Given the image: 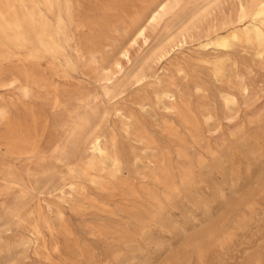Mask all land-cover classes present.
I'll use <instances>...</instances> for the list:
<instances>
[{
	"label": "rangeland",
	"instance_id": "374dc122",
	"mask_svg": "<svg viewBox=\"0 0 264 264\" xmlns=\"http://www.w3.org/2000/svg\"><path fill=\"white\" fill-rule=\"evenodd\" d=\"M11 1L28 41L0 32V108L17 122L45 113L50 126L30 159L6 143L0 116V264H264V50L205 47L253 0H181L151 24L162 0H26L37 21L63 15L57 52ZM34 63L47 80L31 97L5 85ZM96 134L108 141L103 166L74 162ZM66 182L77 187L61 192Z\"/></svg>",
	"mask_w": 264,
	"mask_h": 264
},
{
	"label": "bare ground",
	"instance_id": "6f19581e",
	"mask_svg": "<svg viewBox=\"0 0 264 264\" xmlns=\"http://www.w3.org/2000/svg\"><path fill=\"white\" fill-rule=\"evenodd\" d=\"M54 1L55 0H44V2L46 4H49V5H53ZM180 1L181 0H162L159 4H157L154 7V9L151 11V13L148 16L146 21L149 24L157 23L162 17H164V15H166L170 11V9L172 7H175V6L178 7L179 6L178 4L180 3ZM14 2L11 0H0V32H3L6 36H8V38L12 42L19 43L20 45L23 46L28 41V39H27L28 31L26 29V26L24 25V20H23L22 16L20 15V11L18 9V6ZM19 2H20V6H21L20 8L24 11V16L25 17L27 16V17L34 19L35 25L33 24V26L37 27V37L43 43L45 48L50 49V50H54L55 52L59 51L63 47V43L69 39L68 29H67L65 23L63 22V15L59 14L57 17V20L53 24H48V23H46L47 21L46 22H42L39 20L37 21V19H39V18L36 19L34 11L32 9H30V7L27 5L26 0H19ZM211 2H212V0L210 1V3ZM217 4H218V2H217ZM214 7H216V6H214ZM204 8H206V6ZM216 8L218 9L219 7L217 6ZM175 9H177V8L175 7L174 11H175ZM201 12H203V11H201ZM201 12H200V14L203 15V13H201ZM197 20H199V19L197 18ZM30 21H32V20L30 19ZM235 22L237 23V26H235L234 28H232L231 30H229L226 33H223V34L219 33V35H217L215 38L211 39L210 42H208L205 45V47L206 48L211 47V49L214 48L216 50H219L220 52H224L231 47V44L234 41L242 42V43H248V44H251L253 46H258L260 48L259 55L262 57L263 50H264V0H253L251 2V4H249L248 6H242L238 15H237ZM192 23L194 24V21ZM192 25H191V27H192ZM186 30H189V26H188V29H186ZM186 30H184V31H186ZM135 31H136L135 32L136 38H143L144 41H148V37L146 35V33H147L146 25L137 26ZM181 34H183V32ZM178 36L176 38H179ZM207 37H208V35H207ZM183 38H184V36H183ZM175 48H177V47H175ZM2 52L3 51H1V53ZM29 53L30 54L28 56H30L31 58L35 57L36 53L33 50H30ZM157 54H159V53L157 52ZM124 56L129 58V53L128 52L124 53ZM35 58H37V57H35ZM3 59H5V56L3 57ZM26 60H28V59H26ZM23 65L24 66H22L19 69L18 74L15 75L14 77H12L10 80H8L5 83V85L8 86L9 88L19 89L20 92L22 93V95L25 98H28V97L32 96L35 88L44 86L47 78H46V73L40 68V66L38 64L34 63L31 66H26L25 64H23ZM117 66L120 68L122 67L119 63L117 64ZM183 66H184V64H183ZM212 66H213V69L216 73L222 72L223 67H224L223 60L218 59V60L212 62ZM50 68H51L52 74L58 78L67 79L70 77L68 71H66L64 69H60L56 65H52ZM173 70H175V69H173ZM225 71H227V69ZM8 87L7 88L5 87V89H8ZM166 91L168 92V90H166ZM55 95L56 96L53 99V103H52L53 105L52 106H53V108L57 109L60 105V99L58 98L60 95H57L56 93H55ZM168 102H170V101H168ZM229 103H230V101H229ZM177 104H179V103H177ZM177 104H175V105H177ZM167 111H168V109H167ZM91 113H93V111ZM83 114H85V113H83ZM0 116L5 121V126L10 131V136L9 135L4 136V140L6 141V143L8 145H11L14 149H17L19 154L26 155L30 159L31 158L34 159V158L39 157L40 155L45 153L44 149L46 148V142H47L46 141V135H47L48 128L50 126V118L45 113L30 110V113H29L26 121L17 122V121H11L10 111H8L7 108L3 107V108H0ZM127 119H130V118H127ZM134 123H135V121H134ZM75 124H77V123H75ZM70 129H71V127H70ZM105 138L99 134L94 135L93 138L90 140L88 146H87L86 152L77 154L76 158L74 159V162H75V160L81 161L90 167H92L94 165H99V164L102 165L104 162L103 158L105 156H108V154H109V150H108V146H107L108 141L105 140ZM71 140H74V139H71ZM106 141H107V143H106ZM61 144H62V140L59 139L54 143V146L60 148ZM118 152H119V150H118ZM27 160H29V159H27ZM113 162H114L115 166L118 168L121 164V159L118 156L113 155ZM22 173L23 172H21V174ZM83 174L84 173H81V176ZM10 182L11 181H9V183ZM13 182H11V183H13ZM16 182H18V181H16ZM22 182H24V181H22ZM68 184L72 187L74 182L73 183L66 182L64 184L61 183L58 185V188L61 190V192H64L65 186ZM73 186H75V185H73ZM75 187H77V186H75ZM57 195H59V193ZM33 212H34V210H33ZM209 236H210V234H209Z\"/></svg>",
	"mask_w": 264,
	"mask_h": 264
}]
</instances>
